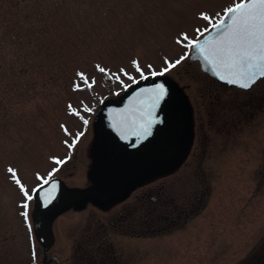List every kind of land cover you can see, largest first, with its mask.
Returning a JSON list of instances; mask_svg holds the SVG:
<instances>
[{
	"label": "rangeland",
	"instance_id": "1",
	"mask_svg": "<svg viewBox=\"0 0 264 264\" xmlns=\"http://www.w3.org/2000/svg\"><path fill=\"white\" fill-rule=\"evenodd\" d=\"M239 1L0 0V264H44L35 188L59 175L103 190L96 112L156 75L187 92L197 137L189 118L185 149L148 185L107 206L65 208L49 254L66 264H264V77L251 90L223 86L189 58ZM182 206L188 216L171 209Z\"/></svg>",
	"mask_w": 264,
	"mask_h": 264
},
{
	"label": "water",
	"instance_id": "2",
	"mask_svg": "<svg viewBox=\"0 0 264 264\" xmlns=\"http://www.w3.org/2000/svg\"><path fill=\"white\" fill-rule=\"evenodd\" d=\"M191 59L223 83L250 87L264 76V0H244L226 11L222 20L193 43ZM184 94L166 76L132 84L116 102L107 101L97 112L100 153L95 171L98 187H68L53 177L35 192L39 221L38 239L43 245V262L54 238L53 218L75 204L81 208L96 199L106 206L131 188L172 162L188 126ZM97 167V166H96ZM100 172H105L101 175ZM97 180V179H96ZM96 197H99L97 199ZM80 202V203H79Z\"/></svg>",
	"mask_w": 264,
	"mask_h": 264
},
{
	"label": "flooded vegetation",
	"instance_id": "3",
	"mask_svg": "<svg viewBox=\"0 0 264 264\" xmlns=\"http://www.w3.org/2000/svg\"><path fill=\"white\" fill-rule=\"evenodd\" d=\"M220 83V82H219ZM221 85H223V86H228V85H225V84H222V83H220ZM253 87V86H252ZM252 87L251 88H249V89H242V88H239V89H242V90H251L252 89ZM187 116H189L190 117V119H192V121H193V139H192V141L194 142V140H195V137H197V128H198V124L194 121L195 120V117H196V115H195V111H194V105H193V102H191V101H189V102H187ZM211 106L213 105L212 104V102H211V104H210ZM208 107V106H207ZM224 119H225V117H224ZM151 181L150 180H148V179H143V180H141L140 182H138L136 185H134L132 188H131V190H130V194L135 190V189H138V188H141V187H143V186H146V185H148L149 183H150ZM130 194L128 195V196H130ZM124 201V200H123ZM190 204H191V201H190ZM72 205H70L69 207H71ZM75 206V205H74ZM68 207V208H69ZM161 209H163L162 207H160ZM172 210H175L176 211V214H177V216H182V214H185V215H187L188 216V214L190 213V211H187V208H183V206L182 207H173V208H171ZM148 210H149V206H147V211L146 212H148ZM134 211H135V209H129L125 214H122V218H124L125 220H128V216H130L132 213H134ZM168 212V211H167ZM163 213H165V212H163ZM166 214V213H165ZM174 214V213H173ZM126 216V217H125ZM174 218V217H173ZM175 219V218H174Z\"/></svg>",
	"mask_w": 264,
	"mask_h": 264
},
{
	"label": "bare ground",
	"instance_id": "4",
	"mask_svg": "<svg viewBox=\"0 0 264 264\" xmlns=\"http://www.w3.org/2000/svg\"><path fill=\"white\" fill-rule=\"evenodd\" d=\"M185 94H187V92ZM184 147H185V141H181L180 144H179L178 150H182ZM178 155H179V152L176 150V153L174 154V156L172 157V159L178 157ZM164 168H165V166L162 167L161 169H164Z\"/></svg>",
	"mask_w": 264,
	"mask_h": 264
}]
</instances>
